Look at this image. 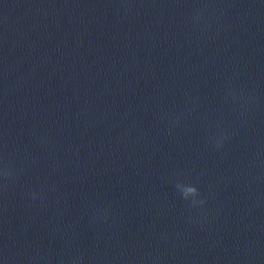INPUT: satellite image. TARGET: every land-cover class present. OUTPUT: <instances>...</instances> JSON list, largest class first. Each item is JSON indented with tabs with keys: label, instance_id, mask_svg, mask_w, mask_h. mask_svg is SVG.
Masks as SVG:
<instances>
[{
	"label": "water",
	"instance_id": "1",
	"mask_svg": "<svg viewBox=\"0 0 264 264\" xmlns=\"http://www.w3.org/2000/svg\"><path fill=\"white\" fill-rule=\"evenodd\" d=\"M0 264H264V0H0Z\"/></svg>",
	"mask_w": 264,
	"mask_h": 264
},
{
	"label": "clouds",
	"instance_id": "2",
	"mask_svg": "<svg viewBox=\"0 0 264 264\" xmlns=\"http://www.w3.org/2000/svg\"><path fill=\"white\" fill-rule=\"evenodd\" d=\"M5 175H8L7 173H5ZM176 187L181 191L182 193V197L185 200H188L189 197H196L198 196V190L195 186H183L180 184H177ZM193 205H195L197 203V201L195 199H193L192 201ZM200 204H203L204 201H199Z\"/></svg>",
	"mask_w": 264,
	"mask_h": 264
}]
</instances>
